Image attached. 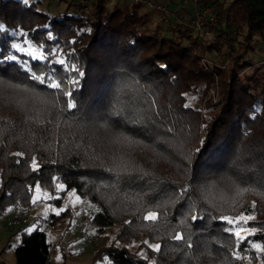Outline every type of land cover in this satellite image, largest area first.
I'll use <instances>...</instances> for the list:
<instances>
[{
	"label": "trees",
	"instance_id": "16d2710c",
	"mask_svg": "<svg viewBox=\"0 0 264 264\" xmlns=\"http://www.w3.org/2000/svg\"><path fill=\"white\" fill-rule=\"evenodd\" d=\"M202 1L212 38L167 26L166 15L152 26L144 0L62 12L0 0V214L30 207L37 185L56 204L73 191L96 206L93 223L117 222L123 241L86 264H264L254 247H264V96L258 70L243 71L264 35V0ZM224 43L227 63L204 58ZM150 211L156 220L144 219ZM240 214L254 217L244 240L222 219ZM29 230L19 229L14 264H47L46 231Z\"/></svg>",
	"mask_w": 264,
	"mask_h": 264
},
{
	"label": "rangeland",
	"instance_id": "374dc122",
	"mask_svg": "<svg viewBox=\"0 0 264 264\" xmlns=\"http://www.w3.org/2000/svg\"><path fill=\"white\" fill-rule=\"evenodd\" d=\"M30 1V0H26ZM41 2V7L45 8L50 12H62L68 4L78 2L85 8L92 7L91 3L93 0H37ZM171 1L172 7H168V3ZM198 0H144V5L140 11H147L150 14V21H152V26L161 22L163 15H166L167 19L170 20L175 18L173 21H168L167 26L174 27L176 22L179 25H188L189 10L183 7L184 2H188L189 6L195 2L197 6L203 7L209 4L197 3ZM115 2L119 4L128 2V0H109L107 6L111 8ZM173 2V3H172ZM75 4V3H74ZM185 6V5H184ZM69 7H72L70 5ZM168 7V10L165 11ZM192 7V6H191ZM214 19V18H213ZM166 22V21H165ZM163 22L162 25L166 26ZM208 22V20H207ZM198 31V30H197ZM203 34L205 38H212L213 30L208 29L205 25L203 31H198ZM165 34L169 31L164 30ZM232 39L231 42L234 46L238 45L239 37L230 33L229 35ZM253 50L247 52L245 58L247 59L249 65L243 70L247 74H253L258 70L256 77L259 82L258 90L263 89L264 96V35H256L254 41L252 42ZM227 44L224 43L217 50H212L204 54V58L209 62H214L221 64L227 63ZM212 100L217 99L216 90H211L209 93ZM189 99L191 104L203 108V103L199 99H190L189 94H185ZM33 197L39 195V199L32 203L30 207L22 208L17 205L11 210H8L0 214V258L8 264H14V247L19 241V229L23 227L25 229H31L36 223L42 224L43 219L50 217L54 214L55 222L53 226L46 231L48 239L51 241L50 255L47 264H86L90 262L97 263L98 260L95 258L101 255V258H105L104 254H100V249L108 246L109 244L120 245L123 244L121 239H115V236L119 229V224L117 222L110 226H99L90 220V215L95 211L96 206L88 201L87 199L80 198L73 191H68L62 198L59 204L51 201L52 198L57 196V193H48L40 189L39 194L36 192V186L34 187ZM62 209V211H61ZM24 211L29 217L27 220H21L20 224L13 225L9 221L13 216V211ZM64 210H67L64 212ZM69 211V212H68ZM65 213V215H64ZM87 215L92 225L84 229L78 227L74 223V215L82 216ZM233 218L237 219L241 216ZM244 215V214H243ZM248 216V215H244ZM52 218V217H51ZM231 218V217H230ZM233 231L243 229L241 231V236L247 234L250 230L244 225V222L232 223ZM87 238H92L91 243H87ZM143 238L140 234L137 240L130 242L128 245L131 250L135 249L138 242ZM153 245L152 243H150ZM259 245V244H256ZM256 248V247H255ZM256 250L264 253L260 249ZM142 250H140V253ZM59 257V258H58ZM244 264H262V259L257 258L255 261L251 258L245 257Z\"/></svg>",
	"mask_w": 264,
	"mask_h": 264
},
{
	"label": "built area",
	"instance_id": "2783aa9c",
	"mask_svg": "<svg viewBox=\"0 0 264 264\" xmlns=\"http://www.w3.org/2000/svg\"><path fill=\"white\" fill-rule=\"evenodd\" d=\"M137 1V0H134ZM185 5V6H184ZM183 7L187 10H189V19H188V25L192 27L195 30L203 31V28L205 26V23H207V20H212L214 18L213 11L210 6H197L195 2H193L190 6L188 2H184ZM192 6V7H191ZM203 61H206L203 59ZM29 217H27V214L24 211H13V216L10 219L9 223L13 225H17L21 223V220H27ZM74 223L76 226L81 228H88L90 225H92L91 221L87 217V215L83 214L82 216L74 215ZM53 226V223L51 222L50 217H46L42 221V228L44 231H47L49 228ZM87 243H91L93 241L92 238H87Z\"/></svg>",
	"mask_w": 264,
	"mask_h": 264
},
{
	"label": "snow or ice",
	"instance_id": "6c2138e0",
	"mask_svg": "<svg viewBox=\"0 0 264 264\" xmlns=\"http://www.w3.org/2000/svg\"><path fill=\"white\" fill-rule=\"evenodd\" d=\"M13 47H15V48H20L19 45H13ZM20 50H21V51H24V49H22V48H21ZM33 58H34V59H44L43 55H40V56H35V55H33ZM5 59H12V60H14V59H16V57H15V56L5 57ZM58 62H59L60 64H64V61H63V60H58ZM72 69H73V70H76L74 65L72 66ZM80 75H83V73H80ZM50 87H52V88H59V87H60V83L57 82V81H53V82H51ZM67 95L71 96V92L67 93ZM68 107H69V108H73V107H75V104H74L73 102L69 101ZM185 107H188V105H185ZM201 143H203V141H202ZM16 155H23V154H22V153H17ZM32 166H33V169H34V170L38 167V165H37L36 162H35V159L33 160V165H32ZM57 187H58V189H60V188H63V185H58ZM36 192H37L38 194H39V192H40L39 185L36 186ZM39 198H40L39 195L34 196V197H33V202H35V201H36L37 199H39ZM61 211H62V209H61ZM157 218H158V217H157V213H156V212H151V211L148 212V214L144 217V219H146V220H152V221L156 220ZM192 218H193V219H197V217H195V216H193ZM253 218H254V217H252V216H244V215L242 214V215H241L239 218H237V219H233V218H230V217H223L222 219L228 221V223H230V224H232V223H237V224H238V223H240L241 221H243L244 223H247L248 220H251V219H253ZM29 231H31V229H30ZM241 231H243V229H240V230L235 231V235H236V237L238 238V240H244V239H246V237L241 236ZM254 231H255V230L253 229V230H252V233H254ZM174 238L177 239V240H181V239H183V237H182L181 235H176ZM145 243H147V242H145ZM190 246H191V245H189V247H190ZM149 247L152 248V249L155 250V251H159V249H160V245H158V244H156V245H149ZM254 247L260 249L261 251H264V247H261V245H254ZM58 258H59V257H58Z\"/></svg>",
	"mask_w": 264,
	"mask_h": 264
}]
</instances>
